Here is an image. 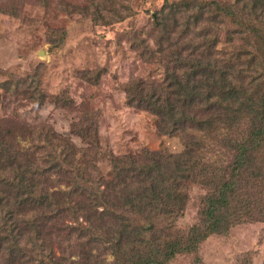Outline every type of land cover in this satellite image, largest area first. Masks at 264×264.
<instances>
[{
  "label": "trees",
  "instance_id": "16d2710c",
  "mask_svg": "<svg viewBox=\"0 0 264 264\" xmlns=\"http://www.w3.org/2000/svg\"><path fill=\"white\" fill-rule=\"evenodd\" d=\"M38 3L74 14L70 4ZM118 4L105 0L110 19L97 20L121 22ZM153 26L157 49L141 40L137 50L155 61L162 78L131 81L127 103L153 114L161 134L180 132L185 150L104 152L89 114L70 123L80 148L50 126L0 120V264H171L197 254L212 236L264 223V0L165 2ZM66 36L52 29L46 40L53 49ZM89 72L97 81L104 74ZM38 92L29 86L24 98L43 106L46 96ZM51 100L72 105L63 94ZM196 185L205 191L200 221L183 232L178 220ZM60 239L67 250L57 258Z\"/></svg>",
  "mask_w": 264,
  "mask_h": 264
},
{
  "label": "rangeland",
  "instance_id": "374dc122",
  "mask_svg": "<svg viewBox=\"0 0 264 264\" xmlns=\"http://www.w3.org/2000/svg\"><path fill=\"white\" fill-rule=\"evenodd\" d=\"M178 1L119 0L117 6L124 19L103 25L97 19L98 15L108 17L105 0H49L54 6L70 4L74 14L43 9L38 0H0V120L31 127L46 125L70 137L71 121L89 114L97 122L104 152H183L185 141L180 132L173 136L161 134L157 118L129 106L126 99L131 81L147 83L162 78L155 61L150 63L137 46L144 40L157 49L153 39L156 13L165 2ZM6 2L16 6V13L6 8ZM52 29L66 31L62 47L52 49L46 40L47 31ZM133 32L140 40L133 39ZM98 69L104 74L97 81ZM88 71L95 77L89 79ZM29 86L45 94L43 106L37 107L36 102L24 98ZM61 94L73 100L72 107L62 108L52 102L51 97ZM70 138L81 147L80 139ZM18 141L26 150L33 147L31 141L22 137ZM101 169L107 173L110 166L103 163ZM60 188L68 191L65 184ZM204 195L201 186L190 189L185 215L178 220L181 231L187 232L200 221L198 214ZM53 248L57 258L67 250L63 240L55 241ZM105 251L104 259L113 262L111 251ZM197 257L202 264H264V223L240 225L227 235L212 236L202 243L197 254L177 256L171 264H194Z\"/></svg>",
  "mask_w": 264,
  "mask_h": 264
}]
</instances>
